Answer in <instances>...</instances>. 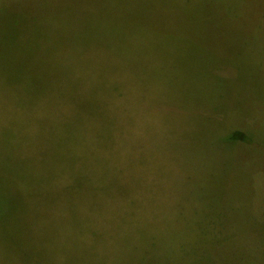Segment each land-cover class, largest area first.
I'll list each match as a JSON object with an SVG mask.
<instances>
[{
	"label": "rangeland",
	"instance_id": "rangeland-1",
	"mask_svg": "<svg viewBox=\"0 0 264 264\" xmlns=\"http://www.w3.org/2000/svg\"><path fill=\"white\" fill-rule=\"evenodd\" d=\"M67 257L264 264V0H0V264Z\"/></svg>",
	"mask_w": 264,
	"mask_h": 264
},
{
	"label": "trees",
	"instance_id": "trees-1",
	"mask_svg": "<svg viewBox=\"0 0 264 264\" xmlns=\"http://www.w3.org/2000/svg\"><path fill=\"white\" fill-rule=\"evenodd\" d=\"M5 4H6V3H4L3 6H1V8H3L4 10H5V9H9V8H14V9H16L17 11H19L20 13H22V14L24 15V17H28L29 12H27L26 10H24V8H21V7H19V6H15V7H10L9 5L5 6ZM230 137L233 138V139H237V140L244 141V142H250L251 139H252V137L248 136L247 133L245 132V130H242V129H236V130H234V131L230 134ZM25 176H26V177H25L26 179H29V177H28L29 175H28V176L25 175ZM30 178H31V177H30ZM29 215H30V214H29ZM28 217H29V216H28ZM69 221L75 224V221H73V220H69ZM66 224H67V223H66ZM86 226H87V225H86ZM72 228L74 229L75 226H73ZM82 236H83V234H82ZM56 240H58V239H56ZM74 244H77V245H75V246L72 247V245H74ZM56 246H57V245H56ZM70 247H72V248H70ZM73 248L81 249V245H80V243H79V238H67L66 242L61 244V248L56 247L55 249H56V250H61L62 253H63L64 250H66L65 253H64V254L66 255L67 250L69 249L68 251H71V253H72V251H73L72 249H73ZM67 255H69V253H68ZM67 255H66V256H67ZM67 262H68V264L71 263V262L69 261V257H67ZM25 264H26V263H25Z\"/></svg>",
	"mask_w": 264,
	"mask_h": 264
}]
</instances>
